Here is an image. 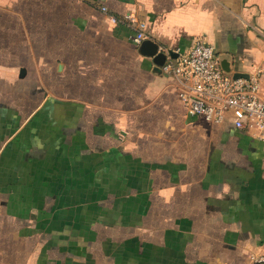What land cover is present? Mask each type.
I'll use <instances>...</instances> for the list:
<instances>
[{
    "label": "crops",
    "instance_id": "1",
    "mask_svg": "<svg viewBox=\"0 0 264 264\" xmlns=\"http://www.w3.org/2000/svg\"><path fill=\"white\" fill-rule=\"evenodd\" d=\"M140 24L175 56L203 38L264 100V0H0V264H251L264 244L263 143L188 114Z\"/></svg>",
    "mask_w": 264,
    "mask_h": 264
},
{
    "label": "built area",
    "instance_id": "2",
    "mask_svg": "<svg viewBox=\"0 0 264 264\" xmlns=\"http://www.w3.org/2000/svg\"><path fill=\"white\" fill-rule=\"evenodd\" d=\"M102 11L107 12V8ZM127 20L134 22L129 16ZM144 29V25H138L134 38L138 47L148 40ZM161 53L166 56L162 73L175 81L179 100L188 114L217 125L230 114L235 128L252 134L264 145V100L260 96L259 74L248 78L225 75L217 52L203 38L195 39L176 58L167 50ZM250 260L251 264H264V244Z\"/></svg>",
    "mask_w": 264,
    "mask_h": 264
},
{
    "label": "water",
    "instance_id": "3",
    "mask_svg": "<svg viewBox=\"0 0 264 264\" xmlns=\"http://www.w3.org/2000/svg\"><path fill=\"white\" fill-rule=\"evenodd\" d=\"M140 53L143 56H147L150 58H153V61L156 65V69L155 71L158 72L159 74H161L162 70L161 67L164 65L165 61H166V56L163 53H159V46L157 44H155L153 41L147 40L145 42H143V44L140 47ZM171 56L173 58H176L177 56L173 55V53L171 54ZM218 61H219V65L223 71V73L227 76H233L234 78H248L246 75H242V74H234L232 75L231 72V68L223 61V59L221 58V55L218 54ZM25 74V71L22 70L21 71V77H23V75Z\"/></svg>",
    "mask_w": 264,
    "mask_h": 264
}]
</instances>
